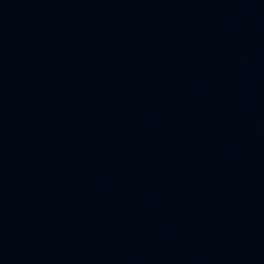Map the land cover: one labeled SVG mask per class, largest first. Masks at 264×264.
Instances as JSON below:
<instances>
[{
    "label": "water",
    "instance_id": "95a60500",
    "mask_svg": "<svg viewBox=\"0 0 264 264\" xmlns=\"http://www.w3.org/2000/svg\"><path fill=\"white\" fill-rule=\"evenodd\" d=\"M0 264H264V45L149 159Z\"/></svg>",
    "mask_w": 264,
    "mask_h": 264
}]
</instances>
